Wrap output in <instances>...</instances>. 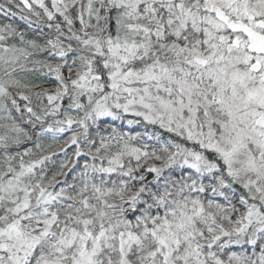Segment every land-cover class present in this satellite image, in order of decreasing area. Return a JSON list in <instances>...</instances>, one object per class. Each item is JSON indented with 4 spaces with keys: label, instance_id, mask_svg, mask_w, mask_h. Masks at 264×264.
Instances as JSON below:
<instances>
[{
    "label": "snow or ice",
    "instance_id": "obj_1",
    "mask_svg": "<svg viewBox=\"0 0 264 264\" xmlns=\"http://www.w3.org/2000/svg\"><path fill=\"white\" fill-rule=\"evenodd\" d=\"M0 264H264V0H0Z\"/></svg>",
    "mask_w": 264,
    "mask_h": 264
},
{
    "label": "trees",
    "instance_id": "obj_2",
    "mask_svg": "<svg viewBox=\"0 0 264 264\" xmlns=\"http://www.w3.org/2000/svg\"><path fill=\"white\" fill-rule=\"evenodd\" d=\"M38 83L40 81H37ZM42 86H48L47 84H42ZM48 143H51L53 144V147H52V151H58V146H57V142H52V141H48ZM59 144H62L63 141L61 140L60 142H58ZM72 152H73V148H68V151H67V156L68 157H71L72 156ZM66 157L64 154H60L59 156L55 157V162L56 164H59V162L61 160H64Z\"/></svg>",
    "mask_w": 264,
    "mask_h": 264
}]
</instances>
